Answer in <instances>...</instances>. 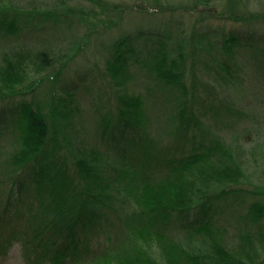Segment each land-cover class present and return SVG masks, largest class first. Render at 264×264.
<instances>
[{"label":"trees","instance_id":"16d2710c","mask_svg":"<svg viewBox=\"0 0 264 264\" xmlns=\"http://www.w3.org/2000/svg\"><path fill=\"white\" fill-rule=\"evenodd\" d=\"M235 1L237 9L234 11L240 12L237 18H232V15H225V18H222V15L217 13V8L215 11L213 6L210 9V6L206 4H198L191 8L182 4L180 7L176 6L169 10L163 9L160 5L151 8V4H147L150 6H147L148 9L162 12L172 23L174 19H177L176 16L182 15L185 19L187 17V20L191 22L193 39L197 34H201L199 24L202 25L205 22L236 19L243 23L241 29L224 32L220 35V39H218L219 33L214 32L216 40L214 44L211 42L212 44L209 45V52L199 47L198 40L187 72L183 52L169 60L168 57H163L165 45L162 44L161 51L150 52L148 57L153 56L152 59L145 61L147 52L156 45L150 42L152 44L149 46L141 47L140 45L139 49H135L133 38L128 35L110 43L109 47H103L101 51L99 50L100 54L97 51L93 55L99 57L96 65L91 64L90 57L84 58L80 53L82 48L79 46L80 43L78 45L80 50L77 47L72 54L57 62L51 71L47 69L48 61H39V73L44 74L31 83L24 84L23 78H13L14 82L9 84L12 79L10 74L13 71L3 73L4 85L0 86V105H4L6 109H12L13 117L15 115L18 117V125L12 132L14 134L12 145L16 148L13 153L8 154L4 161L5 165L2 166V175L6 181L0 179L1 187L5 186L7 181L13 184L10 192L4 194L7 199L5 205L0 206V255H7V251L14 244H19L29 264L46 262L50 264H75V262L91 264L93 262L94 264L97 259L106 258L112 253L120 255L130 253L131 242L134 241L131 234L142 232L141 234L153 235L158 240H165L175 247L180 245L185 249L181 253L185 264H243L227 259L226 256L219 258L203 254L202 256L191 255L181 244L183 241L179 242L173 238H189L194 234L212 232L214 226L211 216L221 211L223 206H245L249 214L248 219H251L253 223L264 220V206L260 203L256 202L252 206L236 202L238 197L236 192H248L247 189H238L231 184L227 191L223 190L218 194L210 192L200 196L207 188L203 184L208 183L199 179L202 185L199 183L197 186L193 182L195 177H189L190 183L186 185L185 180L179 183L198 164L208 162L212 154L217 157L225 147L219 141L208 142L209 131L204 120L207 119L206 111L224 116V110L229 106L218 99V93L215 92L217 88L203 83L202 79L210 76L213 80L220 82L222 89L225 91L229 89L228 94H231V90L241 88V84H237L241 74L236 69H241L240 63L236 60L238 54L235 48V45L238 43L240 45L243 40L240 35L254 41L253 45L260 47L264 56V39L261 37L264 34V0ZM91 2H97L98 6H106L104 0L95 2L91 0ZM253 4L257 7L251 11ZM246 8L248 11L245 10ZM148 9L138 2L121 8L125 12L135 10L137 13ZM180 9H182L180 15L167 13L179 12ZM20 11L7 7L0 8V28L5 33H14L22 45L40 42L43 39L49 41V38L54 35H61L68 40L67 37L69 38L75 29L81 27L76 19L73 20L69 15H65L67 13L64 14V10L55 13L53 18L44 15L48 18L44 21L41 14L31 11L34 15L29 17L35 20L32 32L29 31L26 35L30 37L28 39L24 37L26 34L24 25L16 20L21 14ZM212 11L215 14L212 15ZM46 20L52 27L42 25ZM208 32L207 34L211 33V35L213 33ZM99 38L102 39L103 36ZM81 40L83 42V37ZM1 48L9 51L7 55L15 51L7 44H1ZM156 49L153 48V50ZM243 57L247 59L251 56L244 54ZM132 59H136L137 63L145 61L139 72L133 71ZM80 62L83 68L77 66ZM250 67L257 75L258 72L264 71V65L257 63L255 59ZM246 68L245 70L249 71ZM141 72L148 77L150 83L152 81L158 83L162 90L156 93L158 101L169 104L173 101L175 108L178 107L176 113L170 111L169 125H164L166 136L164 135L165 138L157 142L149 139L148 131L152 128L153 122L142 110L143 103L139 98L142 96L130 93L128 88L133 86L132 81L137 78V75L141 76ZM187 75H189L188 78H186ZM16 77L18 78L19 75ZM188 79L193 83V87L190 86L191 89L187 88L186 80ZM110 80L113 83L115 81V87L120 85L125 87L126 94L116 91V95L112 94L108 97L106 89L108 81L111 86ZM88 83L97 91L84 89L79 92L80 88L88 86ZM44 91L47 98L40 100V94ZM88 91L91 92L90 99L93 102L90 106L91 110L82 116L78 104L89 101V97L84 94ZM174 93L184 95L188 103L186 100L180 101L181 97L174 96ZM19 99L24 104L18 106V110L15 111L13 104ZM115 101L119 120L114 129L120 131L122 158L118 160L122 165L110 159V151H107L106 155L98 152V157L96 155L91 157L90 162L92 161L94 167L88 168L89 166L82 158H76L77 154L85 153V149L77 140L81 135L100 134L104 138L112 132L113 119L104 110H110ZM197 107L199 108L196 114ZM5 112V109L0 108V119H4ZM2 123L0 121V126L4 125L5 121ZM19 143L24 147L18 151ZM129 143L130 145H127ZM143 143L145 146L141 145L142 148L137 149L136 144ZM128 146L136 151L126 157L124 155ZM107 157L110 163L106 161ZM126 162L129 163L128 166ZM107 164L111 165V168H108ZM96 166L99 171L97 174L104 176L103 179L107 183L98 186L92 181L98 190L97 193H95L96 188L92 190L91 184L88 183V177L92 178L93 173H96ZM232 174L234 173L230 171L223 175H226L225 179H230ZM237 174L239 175L240 172ZM225 181L223 179L218 183ZM237 181L241 180L237 179ZM167 186H175L176 189L169 191ZM121 188L125 192L122 193ZM157 188L164 193L153 194L152 191ZM15 189H17L16 193ZM143 192H145L144 195H142ZM171 199L179 203L178 206L165 204L168 201L174 203ZM192 199L195 201H190ZM229 200L233 201L232 204H227ZM115 201L120 204L119 208L113 204ZM98 203L107 205L108 210L100 212L101 214L97 213L95 205ZM126 205L129 230L125 232L123 222ZM112 214H116L119 223L122 224L118 232L119 243L113 244L112 236L109 235L106 250L95 252L93 248H90L94 243L93 236L100 235L103 222H114ZM132 221H136L138 227L136 231L131 232ZM138 241L136 239L135 251L138 254L134 252L135 262L149 264L148 253L138 246ZM102 255L104 256L101 257ZM131 256L133 257V253ZM263 259L256 264H264Z\"/></svg>","mask_w":264,"mask_h":264},{"label":"rangeland","instance_id":"374dc122","mask_svg":"<svg viewBox=\"0 0 264 264\" xmlns=\"http://www.w3.org/2000/svg\"><path fill=\"white\" fill-rule=\"evenodd\" d=\"M95 1L96 0H94V2ZM105 1L106 6L102 7L98 6L97 2L92 3L91 0H0V8L2 9L7 7L8 9L18 10V12L22 10L20 11L21 14L17 16L19 18L16 20L24 25L23 27L26 33L24 37L28 39H30V37L26 35H28L27 33L29 31L32 32L34 25L33 21L35 20V18L29 17L34 15L31 11L41 14V16L44 17L42 18V21H44L45 19H48L44 15L53 18L55 13H60L64 10V14L67 13L65 15H69L73 20L76 19L78 25L81 26L75 29V32H72L69 35V38L67 37L68 40L61 35H54V37L51 36V38H49V41L43 39V41L25 43V45L20 43L14 33H5V31L0 28V45L7 44L10 45V47L12 46L15 50L13 53L11 51V55H7L9 51H6V49L3 48L0 49V86L4 85L3 73L12 71L13 72L10 74L12 79L9 84L14 82L13 78H23L22 81L25 82L24 84L33 82L34 79L40 78L44 74L39 73V61H48L47 69L51 71L57 62H60L65 59L66 56L72 54L80 43L79 46L82 47L81 50L78 47L80 53L83 54L84 58L90 57L91 64L96 65L99 61V57L93 55H95L97 51L98 54H100L99 50L101 51L103 47H109L113 42L127 37L128 35L133 38L135 49H139L140 45L141 47L149 46L152 43L156 45L153 47L157 48L156 50L151 48L147 52L148 54L145 55L147 56V59H145V61H150L152 59L153 56L148 57L150 52H160L162 48H160V46L162 44L165 45V54L163 57H168L169 60L176 58L183 52L187 65V72L188 69H190V58L193 57V49H195V43H197L198 40L200 43L199 47L203 51H208L209 45L212 43L214 44V40H216L214 32L219 33L218 39H220V35L224 32H233L241 29L243 26V23H241V21H236V19L222 20V22H205L202 23V25L199 24V29L202 30L200 32L201 34H197L193 39V30L190 26L191 22L187 20V17L185 19L182 15L180 17L176 16L177 19H174L172 23L162 12L158 13L157 11H151L148 9L150 6L147 5L148 3L151 4V8H153L152 6L160 5L163 9L169 10L170 8L174 9L176 6L180 7L182 4L189 8H191V6L195 7L198 4H206L210 6V9H212V6L214 8L213 10L217 8V13L222 15V18H225V15H232V18H237L239 17L238 15L240 12H237V10L236 12L234 11L237 9L235 8V0H143L144 2L142 0H104V2ZM137 2L141 6L143 4V7L148 10L145 12L139 11L138 13L135 12V10H127L126 12L121 10V8L132 6ZM255 4L252 5L253 7L251 6V11H254L255 7H257ZM181 10L182 9L178 10L179 12L172 11L167 13L180 15ZM245 10L248 11V8ZM211 14L213 15L215 12L212 11ZM106 23H109V25H106ZM42 25L48 28L52 27L48 20L43 22ZM62 25L64 26V24ZM208 31H212V35L211 33L207 34L209 33ZM101 36H103L102 39L99 38ZM81 37H83V42ZM240 37L243 40L240 42V45L239 43L238 45L236 44L235 48L238 54L236 60L240 63L239 66L241 69H236V71H240L239 74H241L238 80L239 83L237 82V84H241V88H236V90L233 91L231 90V94H228L227 91L229 89L227 91L222 89L219 85L220 82L213 80L210 76L202 79L203 83L211 84L212 87L214 86L217 88L215 92L218 93V99L221 100L222 103L228 104V109H231L228 110L226 108V110H224V116H220L211 111H206L205 115L207 119H202V121L204 120L206 128L208 127V142L219 141L225 146L224 150L222 149L223 151L219 152L217 157H214L212 154L209 158L210 160L208 159V162L204 161V163L198 164V166L193 168V171L188 173V175L179 181V183L183 180H185V185L186 183H190V180H188L189 177H195L193 178V182H195L197 186H199L201 180L204 183H208L203 184V186H207V188H205L206 190L203 191L200 196L210 192L218 194L223 190L227 191L228 187L231 186L238 189L244 188L247 189L248 192H236L238 194V197L236 198L238 204L244 203L253 206V204L257 202L264 206V71L260 73L258 72L257 75L253 72V68L250 67V64H253V59H255L257 63L264 65V56L262 55V49L253 45L254 41L244 38L242 35H240ZM261 37L264 39V34ZM90 39L92 40L91 43ZM88 48L94 49L88 50ZM94 50L96 51L93 52ZM244 54H249L251 57L245 59L243 57ZM100 59L106 61L102 58ZM145 61L137 63L136 59H132L131 63L134 65L133 71L139 72ZM77 66L83 68L82 62L77 63ZM245 68L249 71H246ZM142 74L144 73L141 72V76L135 75L137 78L132 81L133 86L128 88L130 93H134L136 96H142L139 97L143 103L142 110L153 122L152 128L150 125L151 129L148 131L150 133L149 139L157 142L159 139L165 138L166 135L164 128L166 127H164V125H169L170 119L168 118L171 117L170 111L176 113L178 107L175 108V103L173 101L170 104L158 101L156 93L159 90L162 91L158 83L156 81L150 83L148 77ZM17 75H19L18 78L16 77ZM188 77L189 75H187L186 78ZM110 82L111 86L108 81L106 89V91H108V97L112 94L116 95V91L123 95L126 94L125 87L121 85L115 87V81L113 83V81L110 80ZM186 84L189 89L193 87V83L190 79L186 80ZM80 89L79 92H82L84 89L97 91V89L89 83L88 86ZM178 93H174V96L181 97L180 101L186 100L187 102L186 97ZM84 94L89 97V101L84 103L80 102L78 104L82 116H85L91 110L90 106L93 102V100L90 99L91 92L88 91ZM46 98L47 95L44 91L40 94V100ZM116 101L112 104L110 110H104V112L108 116L111 115V118L113 119V126H111L112 132L104 138H102L100 134L94 136L81 135L79 137L80 139L77 140L85 149V153L82 152L77 154L78 157L76 156V158H82L89 166L88 168L91 166L94 167L92 161L90 162L91 157L95 155L97 156L98 152L106 155L107 151H110V159H114L115 162L122 165L118 160L122 158V140L120 138V131L114 129V126L119 120ZM212 103L215 105L214 102ZM22 104H24V102L21 99L14 101L13 106L15 111H17V107ZM0 108L1 110H6L5 115L3 116L4 119H0L3 123L5 121L4 125L0 126V179L6 181V178L2 175V166L5 165L4 161L8 157V154H10V152L13 153L16 148V146L12 145L14 142V134L12 132L13 129L16 128V125H18V117L16 115L13 117L11 108L6 109L4 105H0ZM198 108L199 107L196 108V114ZM135 117L137 118V114ZM161 126L163 128H161ZM113 132L115 136L113 135ZM112 136L114 138H112ZM17 145H19L17 149L18 151L24 147V145L20 143ZM127 145H130V143ZM136 145H138L137 149H140L142 148L141 145L145 146V143ZM135 151V149L131 150V146H128L127 152L124 156L127 157L129 154H134ZM110 159L107 157L106 161L109 162ZM126 163L128 166L129 163ZM106 166L111 168V165L109 164ZM230 171L234 174H232L230 179H225L226 175L224 176L223 174ZM95 172L96 173H93L94 176H92V178L88 177V183L91 184L92 190L96 188L92 181L98 186L107 184L104 181L105 179H103L104 176H101L100 173L97 174L99 172L97 166L95 167ZM237 172H240V174L238 175ZM223 179L226 181L219 184L218 182ZM237 179H240L241 181L238 182ZM7 182L8 183L5 186H0L1 207L4 206V203L7 201L4 194H8L13 186L11 181ZM234 183L238 185H233ZM200 185L202 184L200 183ZM196 187H193V189H196ZM166 188L169 191L176 189L175 186H167ZM138 190L141 191L140 189H137V191ZM14 191L16 193L17 189ZM97 192L98 190L96 188L95 193ZM121 192H125L124 189L121 188ZM152 192L155 195H159L160 192L164 193L160 188H157ZM144 193L145 192H143L142 195H144ZM122 196L125 198V195L122 194ZM190 201L195 200L192 199ZM172 202L174 203L168 201L165 204H170L171 206H178L179 204L174 200H172ZM232 202L233 201L229 200L227 204H232ZM113 204H116L119 208L118 205L120 204L118 201H115ZM95 208H97V213L108 210L107 205L99 203L95 205ZM247 212L248 210L245 209V206H223L221 211H217L211 216V221L214 226L212 232L194 234L189 238H173L179 242L183 241L181 244L184 245L188 253L191 255L200 254L202 256L203 254L204 256H217L219 258H224V256H226L227 259H232L233 261L236 260L243 264H256L264 258V220L259 223H253L251 219H248L249 214H247ZM112 215L114 222H103L100 235L93 236L94 243L90 248H93L95 252L106 250V244H109V239L107 237L109 235L112 236L111 240H113V244L119 243L118 240L120 239V236H118V232L119 227L122 224L119 223L116 214ZM128 223L126 205L123 222V229L125 232L129 230ZM130 225V228L132 229L131 232L137 230L138 226L136 221H132ZM141 233L142 232L131 234L133 235L134 241L131 242L132 250L130 253L128 252V254L126 253L125 255L112 253L106 256V258L97 259L98 261L96 260V263L94 264H137L135 262L136 258L134 257V252H136V239L139 240L138 246H141L147 251L149 264H185L183 262L184 256L181 254L185 249L180 245H176L175 247L172 244H168L165 240H158L153 235ZM7 252V255H0V264H29L23 256V251L19 244H14ZM132 253L133 257L131 256ZM136 254H138V252H136ZM103 256L104 255L101 257ZM43 264H50V262ZM75 264H82V262H75Z\"/></svg>","mask_w":264,"mask_h":264}]
</instances>
